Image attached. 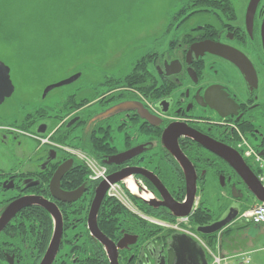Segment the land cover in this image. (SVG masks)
<instances>
[{
	"label": "flooded vegetation",
	"instance_id": "flooded-vegetation-1",
	"mask_svg": "<svg viewBox=\"0 0 264 264\" xmlns=\"http://www.w3.org/2000/svg\"><path fill=\"white\" fill-rule=\"evenodd\" d=\"M203 1L215 3L212 7H192L194 1L182 2L173 15L178 19L166 34L169 40L153 41L122 77L104 74L100 81L88 80V85L81 84L53 105L45 101L52 90L42 91L40 104L31 110H23L24 104H19L14 107L15 113L0 117V219L13 202L27 201L0 227V264L41 263L56 227L55 217L42 203L55 206L61 219L58 248L50 264L59 263L69 241H78L83 235L95 239L88 228V218L101 181L90 177L80 156L104 170L108 186L112 178L116 179L112 183L138 191L140 196L133 194L129 200L143 215L162 219L152 212L170 218V211L160 205L162 188L176 202H184L191 189L194 204L186 225L191 227L190 217L197 210L202 212L193 229L258 203L243 178L195 140L197 136L209 137L233 148L240 156L237 143L243 141L264 157V0L255 5L251 0ZM225 3L231 11L224 10ZM236 6H240V14ZM198 10L207 11L212 21L188 24V17ZM201 42L221 44V51L235 56L245 69L247 80L239 66L204 51ZM235 51L248 60L254 73ZM212 64L220 65L225 80L208 76L207 67ZM133 70L139 72V81L125 79ZM238 78L240 89L244 88L243 97L238 96L239 89L233 88ZM220 113L229 114L220 116ZM182 129L187 132L177 137ZM242 159L256 174L258 166L243 156ZM58 170L61 174L55 179ZM212 184L214 189L210 188ZM216 191L226 195L214 198L216 207L196 202L200 193ZM72 192L71 201L55 196ZM106 196L107 190L95 213L96 223ZM38 208L50 218L48 238L47 221H43L47 226L43 228L39 219L26 216ZM139 218L156 226L141 215ZM19 227L29 233L16 234ZM181 235L171 231L157 242L140 234L136 247L140 264H160L173 243L177 249L181 240H187ZM124 236H129L127 241L136 239L118 249V264H121L119 250L126 251L138 241L137 236L122 233L115 241L106 236L115 243ZM172 237L179 240L172 242ZM195 250L202 261L199 246ZM129 254L133 256L135 250Z\"/></svg>",
	"mask_w": 264,
	"mask_h": 264
},
{
	"label": "rangeland",
	"instance_id": "rangeland-1",
	"mask_svg": "<svg viewBox=\"0 0 264 264\" xmlns=\"http://www.w3.org/2000/svg\"><path fill=\"white\" fill-rule=\"evenodd\" d=\"M184 1L188 0H0V60L9 67L14 86L13 95L0 106V117L15 113L14 107L19 104H24L23 110H31L40 104L45 86L79 71L82 76L76 82L48 93V105L60 102L81 84L88 85V80L100 81L104 74L122 77L153 41L169 40L166 34L178 19L173 15ZM236 7L240 14V6ZM205 12L192 13L195 15L188 17L187 23L212 21ZM223 72L220 65L212 64L206 73L225 80ZM239 80L233 88L239 89L238 96L243 97ZM79 159L91 173L86 158ZM118 185L121 195L140 196L138 191L127 190L125 184ZM218 193H200L196 202L216 207L214 198L226 196ZM242 221L232 223L231 233L222 240L220 237L222 250L229 254L249 252L250 264H264V233H260V226ZM246 236L251 238V245L246 244ZM198 238L200 245L204 243Z\"/></svg>",
	"mask_w": 264,
	"mask_h": 264
},
{
	"label": "water",
	"instance_id": "water-1",
	"mask_svg": "<svg viewBox=\"0 0 264 264\" xmlns=\"http://www.w3.org/2000/svg\"><path fill=\"white\" fill-rule=\"evenodd\" d=\"M258 0H251L252 4H256ZM209 42V41H208ZM208 42H201L200 44H203L204 46V51L219 55L221 57H224L228 59L230 62L233 64H236L237 66L240 67L241 72L244 73V77L247 80V74L245 72V69L235 60V56L233 55H227L224 53L226 50L221 51V44L219 43H208ZM230 50H233L229 48ZM237 52V51H235ZM238 53V52H237ZM242 56V58L247 61L246 64H248V69L250 71V68L252 72L254 73L250 63L248 60L239 52ZM227 55V56H226ZM250 67V68H249ZM9 67L0 60V104L4 101L5 98H8L11 96L14 90V86L12 84V81L10 79V74H9ZM80 76V73L73 74L67 78H64L60 81H57L55 83H51L44 88V93L57 88L61 87L67 84H70L74 81H76ZM229 113H220V116H226ZM187 132L185 129H182L177 133V137L180 135H184V133ZM199 145H201L203 148L206 150L216 154L219 156L221 159H223L226 163H228L233 170L243 178L245 181L250 193L256 198V200L259 203H264V186L258 181L256 175L250 170V168L246 165L242 157L238 154L236 150L233 148L224 145L220 142H217L209 137L205 136H197L195 140ZM182 155V154H181ZM183 156V155H182ZM185 159V157L183 156ZM186 160V159H185ZM61 174V171H57L54 174V178L57 179L58 175ZM110 180L108 181L109 183L114 182L116 179L109 178ZM108 183L106 180H103L100 182L96 189V195L94 197V200L92 202V207H91V212L88 218V228L92 235L95 237L96 240H98L103 247L105 248L107 252V256L109 259V264H118V249H121L123 246L126 244H132L135 242V237H133L131 240H126L129 238V236H124L121 238L118 242H113L109 238H107L98 228L97 223L94 219L95 213L97 212V209L99 207V204L104 197V194L106 190L108 189ZM164 191V192H163ZM161 196H162V202L160 205L168 209L170 213L174 217H186L189 216L192 213L193 209V204H194V193L190 189L188 190L185 201L184 202H176L174 199L171 198V196L162 188L161 190ZM73 195L72 193H61V197L55 195L58 199H61L64 201L66 200H72L71 197ZM233 197H236L232 193ZM63 198V199H62ZM27 201L25 200H18L13 202L11 205H9L3 213V216L0 219V227L16 212L18 211ZM42 205L46 208L48 212H50L54 217H55V232L52 238V241L50 242V246L41 261L40 264H50L52 261L57 248H58V243L61 235V219H60V214L56 210L55 206L49 207L48 205L51 206L50 203L43 204ZM238 216V212H234L230 214L225 215L223 218H220L216 221L211 222L208 225L205 226H198L195 231L199 234L202 235H212L216 234L218 232H221L223 228L228 226L230 223H232ZM181 237H184L187 240V242H184L183 240L180 241L181 244L184 245V247H181V244H179V247L176 249V246L173 243V246H170L168 251H167V257L166 259L163 258L160 262V264H207V261L204 256V251L199 247L201 256L203 255V260L199 261L198 259V253L196 252L195 248L197 249V242L192 239L191 237L187 235H181ZM131 238V237H130ZM179 239H177L178 241ZM177 242L175 240V237H172V242ZM126 242V243H124ZM184 248V249H183Z\"/></svg>",
	"mask_w": 264,
	"mask_h": 264
},
{
	"label": "trees",
	"instance_id": "trees-1",
	"mask_svg": "<svg viewBox=\"0 0 264 264\" xmlns=\"http://www.w3.org/2000/svg\"><path fill=\"white\" fill-rule=\"evenodd\" d=\"M192 1L195 2V5L191 4L192 7L194 6L212 7L213 3H215L212 1L208 2L203 0H192ZM197 2L199 3L196 4ZM223 8L224 10L231 11V7H229L228 3H225V5L223 4ZM134 70L130 75L125 77L127 81L133 80V78L139 81L140 79L139 72L138 73L134 72ZM256 151L258 150L256 149ZM82 169L85 168L83 167ZM130 196L132 197V195ZM28 213L29 214L26 216L28 217L30 216V218H34V219H39L41 222V226L43 228L47 227L43 221H47L48 231H46V233L48 238L51 232V222L48 215L45 212H43V210L41 209L38 211L37 210L30 211ZM150 214L166 220H173L174 218V216L171 214L168 215L170 218H168L167 216L156 215L152 212H150ZM201 214L202 212L200 213L199 210H197L196 213H194V215L190 217L189 225H191V228H193L192 226H194L196 223L199 222ZM46 217L48 219H46ZM249 223L250 222H247L246 225H248ZM97 224L99 229L106 236L110 237L114 241L117 240L122 235V233L134 234L137 236L138 241L135 244L131 245L126 251L124 249L119 250V263L121 264H140V260H139L140 258L137 254L138 250L136 248L137 245L140 243V234L141 237L145 236V238H154L158 242V240L161 241L162 239L168 237V234H170L171 232V230L169 229L163 230L162 228L149 225L145 221H140V218L136 214L129 211L119 200H117L115 197L112 196H106V198L104 199L98 211ZM244 227H245L244 225L241 226V228ZM162 230L164 232H162ZM232 230L233 228L230 227L224 228L221 232V236H220L221 240L225 236L227 237ZM32 232L33 231L31 230V233ZM85 232L86 234H88L87 231ZM15 233L23 235V233H29V231H26L24 229H21V227H19ZM201 237L208 244V246L212 247L213 249L216 247L215 246L217 241L216 234L201 236ZM221 242L219 238L218 243L221 244ZM67 244L68 245H66L65 252L63 255L60 256L59 258L60 261L57 264H108L106 251L103 245L98 240L93 239L89 235L87 237L86 236L84 237L83 235L81 236L80 240L75 242L69 241ZM134 250H135V254L131 256V254H129V251H134Z\"/></svg>",
	"mask_w": 264,
	"mask_h": 264
},
{
	"label": "built area",
	"instance_id": "built-area-1",
	"mask_svg": "<svg viewBox=\"0 0 264 264\" xmlns=\"http://www.w3.org/2000/svg\"><path fill=\"white\" fill-rule=\"evenodd\" d=\"M237 147L241 149V153L243 157L250 159L253 163H255L258 166V173L257 178L260 183L264 185V158H261L256 151L248 146L243 141L237 143ZM88 163V167L91 170V178L96 179L97 181L105 180L106 176L104 174V170L102 168H97L92 161L89 159H86ZM119 185L118 184H111L108 188L107 195L115 197L117 200H119L122 204H124L128 209H130L133 212H137V210L129 203L127 197L125 195H121L119 193ZM140 214V213H139ZM143 218L148 220L149 222L162 226L167 228H172L176 230H181L179 223L181 221H185L186 218L179 219L176 222H165L161 221L152 217H148L146 215H142ZM241 218L246 219L250 221L251 223L255 225L264 224V204H258L254 207L244 211L240 215ZM182 231L187 232V230L182 229ZM204 249L206 250L207 254L209 255L208 264H231L230 259L234 258L235 261L240 262L241 264H249L250 263V256L249 252H240L234 254L231 256H224L220 253L219 250H212L209 247H207L205 244H203ZM262 250L264 251V246L262 247Z\"/></svg>",
	"mask_w": 264,
	"mask_h": 264
},
{
	"label": "crops",
	"instance_id": "crops-1",
	"mask_svg": "<svg viewBox=\"0 0 264 264\" xmlns=\"http://www.w3.org/2000/svg\"><path fill=\"white\" fill-rule=\"evenodd\" d=\"M260 229H261V231H260V233H264V225H261L260 226ZM247 238L245 239L246 241V244L247 245H251L252 243H251V238L250 237H248V236H246ZM247 239L249 240V241H247ZM221 247V250H222V246H220ZM232 251V250H231ZM230 251V252H231ZM222 253L225 255V256H233L232 254H236L237 252L236 251H233V253L232 254H229V253H227V252H225V251H223L222 250ZM233 260V262H230L231 264H241L240 262H238V261H235V259L234 258H231L230 259V261H232Z\"/></svg>",
	"mask_w": 264,
	"mask_h": 264
}]
</instances>
